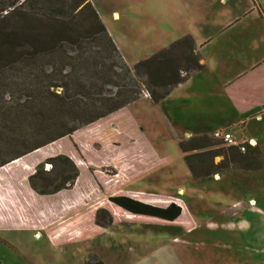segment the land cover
<instances>
[{
    "label": "rangeland",
    "instance_id": "1",
    "mask_svg": "<svg viewBox=\"0 0 264 264\" xmlns=\"http://www.w3.org/2000/svg\"><path fill=\"white\" fill-rule=\"evenodd\" d=\"M87 1L117 52L110 50L101 34L82 31L93 22L85 0H38L32 10L27 6L22 8L34 14L30 24L32 33L41 35L44 27L63 25L70 28L75 42L62 41L43 52L17 45L13 50L17 56H30L32 52L35 55L11 64L0 61V159L8 154L9 144H16L15 150L19 152L40 145L23 159L15 160L24 172L21 179H25L24 182L38 165L50 170V178L57 173L71 175L72 167L54 156L63 154L79 159L74 151L76 143L93 160L100 159L88 149L97 152L108 145L114 151L110 142L117 140L112 135L119 133L117 126L110 124L109 129H105L102 123L99 126L95 121L88 124L85 121L91 113L105 114L123 100L124 97L110 100L120 85L128 83L122 78L123 67L131 69L138 60L166 48L172 41L187 35V31L205 37L215 30L212 16L208 19L211 22L202 24V28L197 21L201 19L199 14L187 17L185 6L200 8L203 0ZM177 7L181 10L179 14L175 12ZM245 25L252 28L253 23L247 20ZM242 26L231 28L230 33L238 32L236 30ZM220 38L221 35L204 47L207 61L214 58ZM111 65L113 68L108 71ZM133 80L132 85H128L127 97L137 99L125 106V115L114 119L122 127L134 123L161 163L125 181L117 190L152 195L155 196L153 201L160 204L168 198L178 199L193 227L186 231L181 225L117 223L91 239L64 245H52L44 234L45 229L0 231V264H84L88 259L92 261L89 257L93 255L104 264H264V163L259 162V170L226 169L207 178L193 179L177 147L179 140L190 136L173 132L163 123L156 107L150 106L145 87L147 80L143 75L134 76ZM84 84V89L79 88ZM54 93L64 97L65 113L56 118V112L49 110L43 117L42 109L48 111L50 105L56 106L59 102ZM105 120L97 122L106 123ZM69 130L74 131L67 134ZM215 131L231 133L237 144L245 141L238 136L239 130L234 129L233 134L228 128L217 129L210 136L213 137ZM245 134L259 135L250 130ZM257 141L264 158V135L257 136ZM130 144L138 147V143H127L126 147ZM146 156L150 159L148 151L141 147L140 151L126 157L128 166L120 165L122 161H119L118 166L112 163L95 170L113 178H118L119 173L120 177L127 176L148 163ZM220 159L216 156L214 162ZM15 169L3 166L0 184L11 182L5 174L14 175ZM76 182L67 192L72 195L69 202L72 209L79 204L82 207L69 214L70 217L107 197L94 182L83 178Z\"/></svg>",
    "mask_w": 264,
    "mask_h": 264
},
{
    "label": "trees",
    "instance_id": "2",
    "mask_svg": "<svg viewBox=\"0 0 264 264\" xmlns=\"http://www.w3.org/2000/svg\"><path fill=\"white\" fill-rule=\"evenodd\" d=\"M36 1L38 0H0L1 62L16 63L19 59L20 61L26 58L31 59L35 55V52H32L29 53L30 56L25 54L17 56L13 53L17 45L29 46L32 51L43 52L53 49L57 43L62 41L75 42L71 36L72 34H70L72 32L70 28L63 25L44 27L40 30L42 31L41 35L32 33L34 30L30 28V24L34 14L32 11H23L22 8L27 6L28 8L31 7L32 10V8H35L33 5ZM85 1L87 3L85 7L91 10L93 22L87 29L83 28L82 31L86 30L91 35L101 34L106 39L110 50L117 52L113 41L92 5L87 0ZM203 66L199 48L188 34L172 41L166 48L153 53L149 57L138 60L131 69L125 65L122 78L128 83L120 85L114 93V97L110 98V100H118L124 97L123 100L116 102L114 106L107 109L105 114L92 115L91 113L85 121V124L95 121L99 126L102 123L105 129H109L110 124L117 126L119 133H112L114 139L117 140L110 142V145H114V151L108 145L97 152L88 149L87 151L96 153L98 159H100L93 160L88 158L84 154V148L76 143L74 151L79 155V159H72L63 154L54 156L57 157V160H63L72 167L73 172L69 176L57 173L54 178H50L48 177L51 174L50 170H43L42 166L38 165L28 174L27 181L24 182L25 179L21 180L24 177V172L19 169L15 160L20 157L23 159L27 153L39 148L40 145L25 149V152H19L15 150L17 148L16 144H9L8 154H4L0 159V169L7 165L9 169L16 168L17 171L14 175L5 174V178L9 177L11 182L4 183L3 181L0 184V231L31 230L37 232L45 229L44 234L52 245H64L91 239L107 227L117 223L181 225L186 231L190 230L193 223L184 205L178 199L168 198L165 203L160 204L153 201L155 196L152 195L117 190L125 181L139 177L159 165L161 160L152 152L134 123L130 122L126 125L127 127H122L114 118L117 119L122 114L125 115L127 112L125 106L137 99V97H127V94L130 93L128 85H132L134 76L143 75L145 77L147 80L145 87L149 101L156 104L164 99L178 84L187 80L193 73L200 71ZM112 68L111 65L107 70L111 71ZM108 71H104V74L105 72L107 74ZM85 87L84 84L80 85L79 88L84 89ZM54 96L59 101L58 104L56 106L50 105L48 111L42 109L41 114L44 115L43 117H46L45 112H49V110L53 113L56 112V118H61L65 113L64 97L55 93ZM67 100H69L68 97ZM109 114H113V116L105 117ZM102 118L106 119V123L97 122ZM94 127L96 126L94 125ZM72 131L74 130H69L67 134ZM61 136L63 135L61 134ZM127 143H138V147L131 144L126 147ZM12 145L14 148H12ZM240 146L244 147V151H240ZM141 147L148 151L150 159L146 156L145 162L148 163L133 173H127V176L122 177H120L122 174L119 173L117 174L118 178H113L112 175L106 172L100 173L95 170V168L111 166L112 163L117 166L119 164L125 165L126 167L128 166L126 157L129 158L133 152L137 153ZM177 147L183 154V161L193 179L207 178L226 169L259 170V162L264 163L260 148L245 141L238 145H225L224 142L218 141V139L215 140L212 136L202 134L190 136L186 140H179ZM216 156L221 157L218 162H214ZM79 161L81 162L79 163ZM119 161H122V163H119ZM81 178L86 179L87 182L89 180V182L97 184L102 191L101 194H107V197L90 207L81 209L70 217L69 214L80 209L82 205L79 204L78 207L72 209L69 202L72 195L67 192L74 185V182H80ZM89 258L92 261L88 259L84 264H104L95 255Z\"/></svg>",
    "mask_w": 264,
    "mask_h": 264
},
{
    "label": "crops",
    "instance_id": "3",
    "mask_svg": "<svg viewBox=\"0 0 264 264\" xmlns=\"http://www.w3.org/2000/svg\"><path fill=\"white\" fill-rule=\"evenodd\" d=\"M185 10L187 17L194 18L195 13L201 16L197 20L201 28L212 16L215 30L211 35L197 37L187 31L204 66L150 106L156 107L160 119L173 132L210 136L217 129L228 128L233 134L236 129L239 137L259 147L257 136L264 135V0H203L200 8L187 4ZM180 11L179 7L175 10ZM247 20L253 23L252 28L245 25ZM239 25L242 29L231 34V28ZM220 35L209 62L203 49ZM248 130L259 135L246 136Z\"/></svg>",
    "mask_w": 264,
    "mask_h": 264
},
{
    "label": "built area",
    "instance_id": "4",
    "mask_svg": "<svg viewBox=\"0 0 264 264\" xmlns=\"http://www.w3.org/2000/svg\"><path fill=\"white\" fill-rule=\"evenodd\" d=\"M213 138L219 139L224 142L225 145H238L236 140L232 137L231 133L229 132H222V131H215L213 133ZM240 151H244V147H239Z\"/></svg>",
    "mask_w": 264,
    "mask_h": 264
}]
</instances>
